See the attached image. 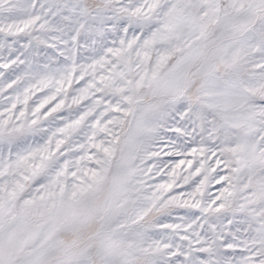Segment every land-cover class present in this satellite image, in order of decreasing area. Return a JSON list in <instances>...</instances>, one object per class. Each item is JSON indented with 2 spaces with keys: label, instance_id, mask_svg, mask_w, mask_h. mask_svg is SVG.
Returning a JSON list of instances; mask_svg holds the SVG:
<instances>
[{
  "label": "snow or ice",
  "instance_id": "1",
  "mask_svg": "<svg viewBox=\"0 0 264 264\" xmlns=\"http://www.w3.org/2000/svg\"><path fill=\"white\" fill-rule=\"evenodd\" d=\"M0 264H264V0H0Z\"/></svg>",
  "mask_w": 264,
  "mask_h": 264
}]
</instances>
